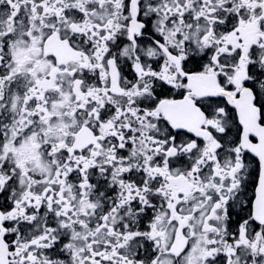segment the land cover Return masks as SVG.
Returning <instances> with one entry per match:
<instances>
[{
  "label": "snow or ice",
  "instance_id": "1",
  "mask_svg": "<svg viewBox=\"0 0 264 264\" xmlns=\"http://www.w3.org/2000/svg\"><path fill=\"white\" fill-rule=\"evenodd\" d=\"M0 264H264V0H0Z\"/></svg>",
  "mask_w": 264,
  "mask_h": 264
}]
</instances>
